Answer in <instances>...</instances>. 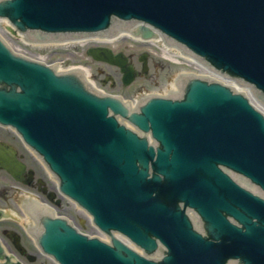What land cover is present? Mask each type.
<instances>
[{
  "label": "water",
  "instance_id": "obj_1",
  "mask_svg": "<svg viewBox=\"0 0 264 264\" xmlns=\"http://www.w3.org/2000/svg\"><path fill=\"white\" fill-rule=\"evenodd\" d=\"M0 17L37 41L112 34L116 21L121 29L133 20L143 21L212 69L251 84L264 104V0H3ZM136 34L155 36L144 25ZM89 54L119 66L126 85L133 81L135 71L123 54L106 48H92ZM143 71H148L146 60ZM0 85L10 87L0 88V122L17 128L60 178L61 190L82 205L102 231H118L142 248H155L149 234L189 243L188 224L172 219L179 213L174 206L154 202L147 216L144 202L150 193L144 182L151 161L169 184L179 186V177L195 173L199 187H207L203 201L226 198L228 209H223L245 231L225 221L224 228L238 232L245 252L252 250L264 259V199L250 192L257 186L264 193V116L244 96L213 82L189 79L179 98H150L131 112L120 98L92 91L80 73L58 75L13 54L1 40ZM118 117L142 134L120 124ZM144 132L151 133L157 147L148 144ZM0 166L17 176L18 164L1 151ZM160 179L154 176V181ZM179 189V195L191 201L189 192ZM221 209L218 205L208 214L222 216ZM36 238L59 264H156L114 236L112 246L90 239L48 211L39 217ZM14 243L23 253L17 236ZM182 252L178 249V260L170 256L165 263H190V255L182 261ZM0 260L21 264L12 261L1 241Z\"/></svg>",
  "mask_w": 264,
  "mask_h": 264
},
{
  "label": "rangeland",
  "instance_id": "obj_2",
  "mask_svg": "<svg viewBox=\"0 0 264 264\" xmlns=\"http://www.w3.org/2000/svg\"><path fill=\"white\" fill-rule=\"evenodd\" d=\"M4 26L5 24L0 22V31L3 30ZM8 41L15 49L34 57L43 58L52 65L57 66V64L62 62L64 66L85 67L91 73V80L100 88L104 89L106 92L120 95L124 99L132 102L136 96L144 91H160L167 86L169 87L179 72L192 69L187 62L180 61L179 63H175L163 58L164 54L156 43H140L130 38H119L110 43L51 44L50 46L40 47L26 45L20 38L11 36L8 37ZM96 45L107 46L114 52L123 53L130 58L131 64L134 65L137 73L131 84H123V75L119 68L98 62L88 54V49ZM144 55L147 56L149 68L146 75L143 74L142 57H144ZM108 77L112 78L113 83L108 82L103 84V80ZM28 153L26 149L24 150L23 147H21L20 154L23 156L27 168L36 173L35 180L40 178L43 183L47 184L48 190H54L56 188L55 182L50 180L40 164L34 161L32 156L29 155L30 153ZM13 183V179L8 174L0 171V196L1 192L4 189L6 190V192L4 190L6 197L4 198L5 204H2L0 200V207L5 208L6 213L10 215L6 220L0 223V234L3 233L4 230H10L20 235L22 244L27 249L28 253L37 256L33 264H53L49 258L43 256L39 252L36 245L22 229L24 221V215L22 214L23 208L21 207L22 204L19 195L12 192L9 188ZM62 201L64 205H62L59 212L65 213L80 225V220H84L86 217H84L80 211L76 210L71 203L66 200ZM86 230L90 233L93 231L90 227H87ZM3 237L8 250L17 252L8 236L4 235ZM22 260L28 263L26 255H24Z\"/></svg>",
  "mask_w": 264,
  "mask_h": 264
},
{
  "label": "flooded vegetation",
  "instance_id": "obj_3",
  "mask_svg": "<svg viewBox=\"0 0 264 264\" xmlns=\"http://www.w3.org/2000/svg\"><path fill=\"white\" fill-rule=\"evenodd\" d=\"M0 147L4 148L6 150H9L10 154L12 156L14 155V157L17 160H19L20 162H22L26 167L25 171L18 173V178H19L18 181L14 180L12 178V176L6 170L0 168V171L4 172L10 176L13 179V182H14L13 184L20 185V186L25 187L29 190L34 191V192H38L45 199V196L42 194V192L46 189H49V188H47L48 187L47 184L43 183L40 178H37V180H35L36 173L27 168V164L25 163L23 156H21V154H20L22 144H21V140H20L19 136L13 130L6 128V127H3L1 125H0ZM32 158L34 161H37V159L35 157L32 156ZM40 166L42 167V169L44 170V172L48 176L46 169L41 164H40ZM4 190L1 192V196H0V200H1L2 204H5L4 198H6L5 194H4ZM5 192H6V190H5ZM190 216L192 217V219L195 222H197L198 220L202 221V218L200 216L196 215L194 212H191ZM237 264H241V263L237 262Z\"/></svg>",
  "mask_w": 264,
  "mask_h": 264
},
{
  "label": "bare ground",
  "instance_id": "obj_4",
  "mask_svg": "<svg viewBox=\"0 0 264 264\" xmlns=\"http://www.w3.org/2000/svg\"><path fill=\"white\" fill-rule=\"evenodd\" d=\"M128 36L132 37L133 35H132L131 32H127V33H120V34L116 35L115 37L129 38ZM115 37H114V38H115ZM110 39H111V38L108 37V36H105V37H96L95 42H96V43H107V42H109ZM78 42H80V44H84V43H86L85 40L78 41ZM78 42L65 41V42H63V44H60V45H71L72 43H76V44H78ZM82 42H83V43H82ZM179 48H180V47H179ZM181 51H182V50L180 49V53L182 54V56H183L184 58H187V59H185L186 61L191 62V61H189V60L192 59V61L194 62L193 58H190L189 56L184 55L183 52H181ZM163 52H164V54H165L166 56H168L170 59H174V60H172V62L174 61V62H176V63H179V61H181V58H179L180 56H179L178 54H176V56H174L173 54L169 53L168 50H166V49H165V50L163 49ZM174 57H176L179 61H178L176 58H174ZM77 69H78L79 71H81V72H85V74H86V79L89 80L91 73H90V71H89L87 68H85V67H78ZM171 86H172V85H171ZM177 87H178V91H179V90L181 89V84H180V82H179L178 86L173 85V89H174V90H177Z\"/></svg>",
  "mask_w": 264,
  "mask_h": 264
}]
</instances>
